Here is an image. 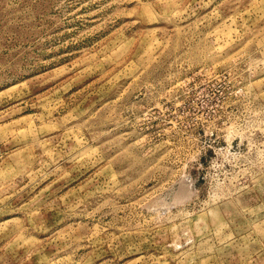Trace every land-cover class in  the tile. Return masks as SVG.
Instances as JSON below:
<instances>
[{
  "label": "rangeland",
  "instance_id": "1",
  "mask_svg": "<svg viewBox=\"0 0 264 264\" xmlns=\"http://www.w3.org/2000/svg\"><path fill=\"white\" fill-rule=\"evenodd\" d=\"M0 264H264V0H0Z\"/></svg>",
  "mask_w": 264,
  "mask_h": 264
}]
</instances>
